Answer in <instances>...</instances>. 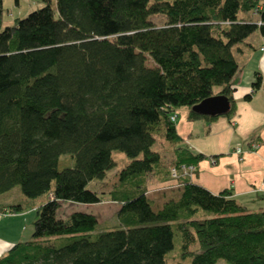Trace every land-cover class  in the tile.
I'll return each instance as SVG.
<instances>
[{
    "label": "trees",
    "instance_id": "1",
    "mask_svg": "<svg viewBox=\"0 0 264 264\" xmlns=\"http://www.w3.org/2000/svg\"><path fill=\"white\" fill-rule=\"evenodd\" d=\"M40 1L0 30V194L19 186L28 198L45 196L32 239L0 264H167L176 232L181 258L194 264H264V209L193 182L183 165L196 169L207 156L183 145L176 128L179 107L191 120L222 116L193 108L215 94L229 98L223 116L236 113L234 46L256 30L264 36V0ZM3 13L0 0V26ZM154 14L166 21L155 24ZM261 84L258 73L251 92ZM158 137L174 147L171 164L153 149ZM114 150L128 161L99 193L89 183L116 165ZM63 154L74 164L60 169ZM153 175L183 186L156 201ZM105 195L121 204L116 228L98 230L94 213H60L66 202ZM56 237L67 243L53 245Z\"/></svg>",
    "mask_w": 264,
    "mask_h": 264
},
{
    "label": "crops",
    "instance_id": "2",
    "mask_svg": "<svg viewBox=\"0 0 264 264\" xmlns=\"http://www.w3.org/2000/svg\"><path fill=\"white\" fill-rule=\"evenodd\" d=\"M263 45L264 36L260 30H256L244 41L234 46L239 69L231 81L236 104V113L231 118L222 115L214 120L206 118L191 120L188 118V107L183 106L178 108L176 119L177 132L183 139L182 144H188L194 152H200L207 156L198 162L195 172L190 176L191 180L205 186L213 193L230 189L240 202L253 210L264 209ZM258 73L262 76L261 87L251 92ZM219 90L220 88L215 92ZM250 92L252 94L250 98H247ZM160 141L168 148L165 154L161 150L163 161L168 165L174 157V147L164 139H160ZM253 142H259L260 145L256 149H251L250 145ZM238 146H241L243 150L240 153L236 152ZM119 170L117 168V175ZM182 186L183 184L179 182L170 185L158 182L156 176L153 175L149 179L148 195L151 194L153 199L163 202L168 198L163 194L171 193L164 191ZM94 190L97 189L94 188ZM97 191L102 192L101 190ZM9 192L0 194L1 210L8 209L10 204H15L13 203L15 200ZM70 203L76 206L72 211L79 210V206H82V203ZM83 204L91 206L98 203ZM30 209H35L37 215L36 206H32ZM28 214L26 208L23 207L18 212L10 213L9 211L0 219V256L7 254L15 244L32 239L33 226L30 225L33 223V217ZM96 216L99 221L97 214ZM35 218L34 215V220Z\"/></svg>",
    "mask_w": 264,
    "mask_h": 264
},
{
    "label": "rangeland",
    "instance_id": "3",
    "mask_svg": "<svg viewBox=\"0 0 264 264\" xmlns=\"http://www.w3.org/2000/svg\"><path fill=\"white\" fill-rule=\"evenodd\" d=\"M44 4L45 3L40 0H4V13L0 30H2L6 25L14 24L16 18H22L32 10L44 6ZM151 20L155 24L161 25L166 21V17L162 14H154L151 16ZM148 64H152V62L148 60ZM219 88L220 86H215V90H218ZM160 139L161 138L159 137L157 138V142L156 144H154L153 149L158 150L160 152H162L161 150H163L165 154L168 148L163 142L160 141ZM113 158L116 161V166L107 173L104 180L91 181L89 183V188L101 190L102 192L99 193L106 194L109 192V190L114 185L116 177L118 176L117 168L121 169L128 161L127 154L120 150L113 151ZM70 164H74V158H72L70 154H63L59 160V168L62 169L64 167L70 166ZM9 194L13 196V200H15L13 201V203H21L24 208H26V210L28 211V215L33 217L34 221V215L36 216V210H32L30 208L32 206H36L37 209L44 202L45 196H40L37 198H28L23 194L19 186H16L15 190L9 192ZM81 205L82 206H79V210L90 213L93 212L95 215H98L100 221V223L97 224L98 230L113 229L119 225V203L109 200L106 195L105 199L99 202L98 204L87 206L82 203ZM75 208L76 206L70 202L67 204L64 203L60 208V213L61 215H64L71 212ZM30 226H33V223ZM65 243H67V241H65V238H54L52 240V244L55 246H61ZM174 244V248L167 254V264H194L192 262L191 257L181 258L180 256V253L182 251V236L179 232L175 233ZM216 264L229 263L225 260H219Z\"/></svg>",
    "mask_w": 264,
    "mask_h": 264
},
{
    "label": "water",
    "instance_id": "4",
    "mask_svg": "<svg viewBox=\"0 0 264 264\" xmlns=\"http://www.w3.org/2000/svg\"><path fill=\"white\" fill-rule=\"evenodd\" d=\"M230 107L229 98L223 94H215L201 100L193 108L205 115H223Z\"/></svg>",
    "mask_w": 264,
    "mask_h": 264
},
{
    "label": "built area",
    "instance_id": "5",
    "mask_svg": "<svg viewBox=\"0 0 264 264\" xmlns=\"http://www.w3.org/2000/svg\"><path fill=\"white\" fill-rule=\"evenodd\" d=\"M262 49H264V45H263ZM172 118H173V120H175L176 119V114H174L172 116ZM259 145H260L259 142H253V143H251L250 148L251 149H256ZM242 151L243 150H242L241 146H238L236 148V152L240 153ZM212 160L214 161V159H212ZM183 168H184L186 174H188L190 176L193 175V169H195L194 166H185V165H183ZM171 173H172L173 178H178L179 174H178V171H177V169L175 167L171 168ZM8 212H9L8 210H0V219L3 218L6 214H8Z\"/></svg>",
    "mask_w": 264,
    "mask_h": 264
}]
</instances>
